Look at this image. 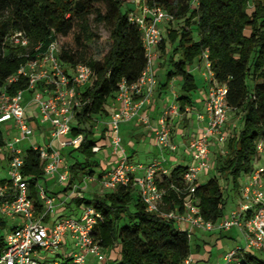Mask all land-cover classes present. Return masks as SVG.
<instances>
[{
	"label": "trees",
	"instance_id": "obj_1",
	"mask_svg": "<svg viewBox=\"0 0 264 264\" xmlns=\"http://www.w3.org/2000/svg\"><path fill=\"white\" fill-rule=\"evenodd\" d=\"M252 0H146L150 6H161L182 23L180 32L168 31V39L176 45L168 58L169 67L165 87L174 79L182 82L180 111L191 105V95L197 91L194 77L187 68L208 55L216 81L227 87V104L231 112L241 113L242 127L227 140L228 156L218 160V173L231 179L238 189V181L255 170L259 159L257 144L264 139V2ZM199 2L197 8H192ZM123 0H0V90L14 96L27 89L28 82L20 77L7 85L37 53H44L53 42L60 46L58 59L67 72L80 64L88 65L95 81L81 89V107L74 112L72 138L82 137L79 148L69 151L68 188L88 175L94 177L100 163L93 148L98 141L87 125H94L95 117H108L106 105L117 97L120 84H134L147 65L141 33L128 20L132 8H125ZM92 23L109 31V49L99 59L93 57L91 43L99 40ZM23 31L29 38L28 47L13 46L12 32ZM39 50L35 52V49ZM163 39L158 50L164 52ZM159 52V51H158ZM43 84L40 85V87ZM33 121L35 117L28 110ZM36 125V123H34ZM37 127V126H36ZM110 140L109 127L101 137ZM6 143L0 131V148ZM22 173L28 179L30 198L35 213L43 211L39 186L46 181L44 162L29 147L24 149ZM187 167L178 166L160 182L164 190L162 209L183 212L185 195L173 189L182 183ZM11 184L2 181L0 187ZM200 213L207 222L218 223L226 215L227 199L217 177L196 187ZM6 193L0 200L10 199ZM78 205L93 206L103 216L94 237L109 251L112 264H184L192 256L190 235L179 230L173 221L146 212V207L133 188L120 187L92 199L74 200ZM4 220L0 218L2 229ZM5 246L0 234V253ZM116 246L119 250L115 252ZM264 253L247 251L237 256L236 264H264ZM63 264H71L63 257ZM108 263V262H107Z\"/></svg>",
	"mask_w": 264,
	"mask_h": 264
},
{
	"label": "built area",
	"instance_id": "obj_2",
	"mask_svg": "<svg viewBox=\"0 0 264 264\" xmlns=\"http://www.w3.org/2000/svg\"><path fill=\"white\" fill-rule=\"evenodd\" d=\"M135 3L139 4V12L132 10L128 20L141 33L147 65L136 83L120 84L117 100L121 103V108L112 114L109 122L110 145L114 155L119 157L116 166L100 177L102 190L116 192L120 187L133 188L145 205L146 212L173 221L179 230L189 235L193 229L225 232L234 227L238 228L245 240V247H237L227 252L222 264H236L237 256L243 252L264 253V163L241 178L240 202L218 223L203 219L194 196L198 175L210 168L212 140L216 139L218 145H225L227 142L225 126L231 112L227 104V87L216 81L207 53L203 55L205 78L209 86L206 114L198 117L206 125L196 136L189 139L186 148L193 165L187 167L181 185L173 186L174 190L186 197L183 212L162 209L164 190L160 188V182L170 175L163 161H155L150 165L133 164L126 156L122 147L120 126L134 118L143 123L147 122L144 111L151 104V95L157 85L155 60L163 41L162 26L174 21V16L161 6H150L146 0H136ZM198 5L199 2H194L192 8L195 9ZM9 41L15 47H28L30 43L23 31L12 32ZM38 50L39 47L35 52ZM59 53V44L53 42L46 52L37 53L34 59L21 67L7 82V85H11L20 77H25L28 82L26 90L19 91L14 96L5 88L0 90V125H11L17 132L15 138L6 139L5 146L0 148V152H7L11 182L0 187V197H4L6 193L12 196L10 199L0 200V216L22 221L4 235L5 246L0 253V264H63L57 260L61 250L64 251L61 256L69 258L71 264H90L91 260L102 264L106 261V250L94 237L95 229L103 222L101 213L93 206L85 204L79 217L56 216L51 226L44 225V217L55 212V198L49 196L44 189H39V198L46 211L38 219L30 198L28 179L22 173L24 149L19 145L29 140L30 147L44 162L45 177L57 178L60 184H66L69 169L64 165L61 150L79 148L82 142L81 136L68 138L67 135L71 130L74 112L81 107V89L93 83L94 73L84 64L67 72L58 59ZM41 84L43 86L40 87ZM28 95H31V103L38 109L37 119L41 124L51 126L49 144L46 146L32 141L37 127L30 119L25 105ZM177 115L179 108L173 103L166 108L158 121L154 135L156 145L161 151L177 150L170 127L171 119ZM11 134L12 131L8 130L7 136ZM100 150L97 146L93 148L94 153ZM263 152L264 139H261L257 144L258 157ZM48 254L54 258H48ZM184 264H191V258L188 257Z\"/></svg>",
	"mask_w": 264,
	"mask_h": 264
},
{
	"label": "crops",
	"instance_id": "obj_3",
	"mask_svg": "<svg viewBox=\"0 0 264 264\" xmlns=\"http://www.w3.org/2000/svg\"><path fill=\"white\" fill-rule=\"evenodd\" d=\"M197 63L198 62L194 63V65H197L198 67L197 69L198 71H200L201 67ZM187 71L188 73L191 74L189 68H187ZM201 74L202 77L204 78V85H199V86L197 85V91L195 92L196 95L195 97H193L194 93L191 95L190 98L191 105L185 106L183 113L180 111L181 103L179 102V98L181 96L180 89L182 86L181 80L178 78H174L168 84V86L165 87L166 80L162 79L161 77L162 80L159 81L161 85L159 86L157 80V85L151 95V104L146 106V109L144 111V114L148 118L147 122L143 123L140 122L138 118H134L126 123L121 124L120 136L122 139V147L131 163L150 165L155 161H163L164 166L167 169H170V167H172L173 165L175 168L178 166L189 167L193 165L192 157L188 153L186 148L187 143L189 139L196 136L199 133L200 129L206 125V122H202L198 119L199 116L206 114L205 106H206V100L208 97V89H209L208 82L205 78V74L203 72ZM157 89H159L160 91ZM156 90L157 92L154 94ZM173 103H176L179 108V115L174 116L172 118L173 120L171 119L170 122L171 131L173 130L172 128L174 127L177 128V133L172 134V140L176 144L177 150L175 152H169L167 150L161 151L156 145L154 130L158 127L159 124L158 121L162 116L163 112ZM25 105L27 107V110H29L30 113L33 114V116L35 117V120H33V122L36 123L37 126L35 137L32 141L37 143L43 142L41 146H46L47 144H49L50 128H51L50 124H41L40 121L37 119L38 109L34 104L31 103L30 95H28ZM120 108H121V103L117 100L116 97L114 99L109 100L106 105V111L108 113V117L106 118L100 116L97 117L99 118V122H101L102 124L97 126V128H101L99 134H97L96 136V140L98 141L97 147H99L101 150L98 153H96V159L100 163V168L96 169V174L94 176L95 179H100V177L105 171L112 170L116 166L119 156L114 155L113 149L110 145V141L105 136L101 137V133L103 129H107L109 127V122L112 114ZM235 113L236 112H230L227 124L225 126V132L228 129H231L230 121ZM73 123L74 120L72 122V125ZM46 125H49V127H46ZM8 130L12 131L11 137L15 138L17 136V132H15L11 128V125L10 126L8 125L6 126L4 131L5 138L7 136ZM181 134H184L185 136L183 137ZM67 137L72 138L71 132L67 135ZM224 146L226 145H218L217 140L213 139L211 153L218 148L223 149ZM66 149L67 148L62 149L63 150L62 157H63L64 165L68 166V162L70 161L68 155L69 151H67ZM2 153L3 156L1 155ZM1 156L2 159L0 160V162H5L6 165L5 166L0 165V168L4 167L3 169L6 171L7 176H9V162L7 158V152L5 150L1 151L0 157ZM186 158L191 160L190 163L184 165L181 164V162L185 161ZM79 178H80L79 179L80 183H78V180L75 181V184L73 185L72 189H67L68 184L66 183V184H62L63 188H60L59 191L56 192L53 191L51 188L52 187L58 188L59 186H61V184L57 181V178L55 179L46 178V181L40 183L39 189H44L49 196H53L55 198L54 201L55 212L50 216L46 215L43 219V223L46 222L48 223L49 226H51L53 224L54 217L65 215L66 212L68 213L69 210H71L72 204H76V206L79 209H81V207L86 203H82L78 205L74 201L77 198L84 197L87 199H92L95 196H98L96 194L97 188L94 191L90 192L88 191V187H87L89 183L91 184V180H93L94 178H88L86 176H83L81 178V175H79ZM199 180L200 179L198 175L196 182L197 185ZM74 188H76V190H73ZM85 192H89L88 193L89 196H86ZM45 211L46 208L43 205V211L40 214L35 213L37 218L40 219L41 217H43L45 215ZM68 216H72V215H68ZM79 216L80 215H76V217ZM227 216L228 215H225V217ZM0 217L3 220L5 219L2 216ZM5 225L6 224L4 223L2 229L4 228ZM14 227H16V225L13 226L11 229H13ZM9 231L7 233H9ZM231 242L232 243L236 242L234 239V234H231V232H214V234H210L209 236H205V235L202 236L201 239L197 238L196 242L194 243L195 249L192 250V256L190 257L191 264H222L224 255L227 252L231 251L232 249ZM212 246L213 247L217 246V253L215 255H214L215 250L213 249ZM109 251L106 252V256L108 255V258L110 257V255L108 254L110 253ZM111 260L112 259H108L107 264H112ZM94 263L95 261L91 260L90 264H94Z\"/></svg>",
	"mask_w": 264,
	"mask_h": 264
},
{
	"label": "rangeland",
	"instance_id": "obj_4",
	"mask_svg": "<svg viewBox=\"0 0 264 264\" xmlns=\"http://www.w3.org/2000/svg\"><path fill=\"white\" fill-rule=\"evenodd\" d=\"M125 2V8H132L133 10H135L136 12H139V4L135 3L136 0H123ZM255 1V0H254ZM254 1L252 0L250 2V9H249V12H251L253 10V4H254ZM256 1H262L264 2V0H256ZM163 28V26H162ZM183 29V25L182 23H178V22H175L174 24H165L163 30H162V35H163V39L165 40L166 42V47H165V50L164 52L162 50H158V57L157 59L155 60V73H156V78H158V83L160 80L164 79L166 80V77H167V72H168V65H167V61H168V58L170 57L171 53L173 52V50L175 49V46L176 45H173L170 43L169 39H168V31H176V32H180L181 30ZM92 30L94 31L95 34H97L99 36V40H96L95 42L91 43V47H92V55L95 59H99L100 56L105 53L108 49H109V46H110V42H109V31L107 29H105L103 26H100V25H96L95 23H92ZM201 67V70L198 71V67L197 65H192V66H189V71L191 72V74L195 77L196 79V82H197V85H204V78L202 77V72L205 74L206 73V70H205V66H204V59H200L198 61V63ZM159 71V73H158ZM162 77V79H161ZM95 81V78L93 79V82ZM161 84L159 83V86ZM177 87V85H176ZM159 90V89H157ZM157 90L154 92V94L157 92ZM160 91V90H159ZM153 94V96H154ZM195 92H194V95L193 97H195ZM31 96V95H30ZM173 120V119H172ZM75 122V120H74ZM102 124L101 122H99V118L95 117L94 118V125H87V128L88 129H91L93 131V134H94V137L96 138L97 134H99L101 128H97L98 125ZM230 125H231V129H228L226 132H228V138L227 140H229L230 138H232L234 135H236L239 130L241 129L242 127V119H241V113H235L233 115V118L231 119L230 121ZM46 127H49V125H46ZM5 128L6 126H3V125H0V131H2L3 133H5ZM172 134H176L177 133V128H172ZM7 139H12L13 137L11 136H6ZM30 142L31 141H24L23 144L21 143L19 145L20 148L22 149H27L29 146H30ZM40 145L43 144V142H38ZM226 145V144H225ZM67 151H70L72 150V147L70 148H67L66 149ZM63 152V150H61V153ZM228 148H227V145L224 146L223 149H216L214 150L211 155H210V159H211V163H210V168L208 171L206 172H202L199 174V182H198V185H203V184H206L211 178L213 177H217L218 180H219V183L220 185L222 186L223 188V191H224V197L227 199V205H226V209H225V212H226V215H229L230 214V211L235 209L236 206L238 205V203L240 202V194H239V189H240V185H241V179H239L238 181V189H236L232 182H231V179H226L224 177H221L218 173V160L222 161L225 159L226 156H228ZM3 156V153L1 154ZM2 156L0 157V160L2 159ZM259 157L260 159L257 160L255 162V165L254 167L255 168H259L260 166L263 165L264 163V152L262 154H259ZM190 159L186 158L185 161H182L181 164H189L190 163ZM3 163V164H2ZM72 164V160H70L68 162V165ZM0 165L1 166H5V162H0ZM4 167H1L0 168V183L5 180V181H8L10 180V174L9 176H7V173L6 171L3 169ZM174 165L172 167H170V169H168L170 172L174 169ZM81 175V174H80ZM86 177L88 178H94L93 180H91V184L89 183L88 184V191L92 192L94 191L96 188V194L98 196H103L105 195L106 193H108L107 191H104L102 190L101 186H100V182H99V179H95V177H89L88 175H86ZM6 178V179H4ZM78 183H80V181H78ZM97 186V187H96ZM60 188H63V185L61 184V186H59L58 188H55V187H52L51 189L53 191H59ZM89 192H85V195L86 196H89L88 194ZM84 207V206H83ZM79 209L76 204H72L71 205V210H69V212L66 214L65 213V216H68V215H72V216H75L76 215H80L81 212H82V209ZM67 208V207H66ZM1 218V217H0ZM5 221V226L3 229H1L0 227V234L2 235H5L13 226H18L22 223V221L20 219H17V218H5L4 219ZM44 225H48V223L44 222L43 223ZM214 232H218V231H212V232H208V231H205V230H201V229H193L191 232H190V240H191V247H192V250L195 249V242L198 239H201L202 236H209L210 234H214ZM225 232H231V234H234V239H235V243L231 242L232 243V249H236L237 247H241V248H244L245 247V240L244 238L242 237L243 235L241 234V232L239 231L238 228L234 227V228H231L230 230L228 231H225ZM213 247V246H212ZM213 249L215 250L214 252V255L217 253V246L216 247H213ZM119 250V246H116L115 248V252ZM63 250H61V253L60 256L57 258V260H59L60 262L63 261ZM109 254V253H108ZM264 256V255H263ZM48 258H54L53 255L51 254H48L47 255ZM108 259H110V257L108 258V255L106 256V261L102 264H107L108 262ZM94 264H99V263H94Z\"/></svg>",
	"mask_w": 264,
	"mask_h": 264
}]
</instances>
